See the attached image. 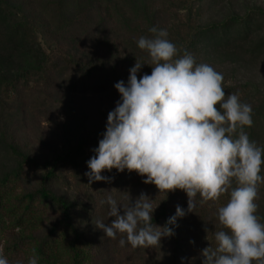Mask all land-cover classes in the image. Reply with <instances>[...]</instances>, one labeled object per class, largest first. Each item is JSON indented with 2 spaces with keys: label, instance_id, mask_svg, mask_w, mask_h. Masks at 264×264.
Here are the masks:
<instances>
[{
  "label": "rangeland",
  "instance_id": "rangeland-1",
  "mask_svg": "<svg viewBox=\"0 0 264 264\" xmlns=\"http://www.w3.org/2000/svg\"><path fill=\"white\" fill-rule=\"evenodd\" d=\"M63 6L58 7L57 0H13L11 4L16 22L44 48L47 59L44 68L39 69L42 59L33 53L2 54L0 71L6 72L8 80L0 87V174L14 164L8 149L11 143L44 161L85 140L89 159L94 156L93 149L106 130L108 113L121 99L115 83L123 80L127 84L129 69L136 60L145 63L138 78L151 74L152 68L147 65L150 57L137 45L141 36H153L151 27L168 32L167 39L179 49L174 59L187 51L198 64H208L223 74L225 99L227 94L238 93L242 103L251 105L252 127L258 134L255 142L264 148V0H68ZM127 58L133 61L131 65L122 62ZM98 60L106 66L87 75L86 67ZM87 161L70 176V181L63 178L53 186L59 195L79 204L76 222L85 237L83 264L165 261L169 249L164 238L160 246L121 247L122 234L108 238L94 223L99 220L108 224L114 219L109 217L110 206L104 202L109 194L118 203H127L129 195L134 202L141 193L146 194L153 199L154 207L158 205L154 217L168 196L186 200L179 206L188 207L186 193H159L154 184L143 183L146 177L127 169H114L106 176L102 173L105 177L113 175V182L93 181L89 185ZM222 197L194 209L201 224L199 208L208 211L207 224H203L206 228L188 213L182 217L192 234H184L192 241V259L203 260L202 250L216 247L214 233L227 231L218 221V208L227 203ZM199 200L196 198V203ZM255 203L256 215L264 223V183L258 185ZM12 206L1 202L0 207V247L9 264H28L33 255L38 257V264L64 262V249L70 240L64 226H60L56 242L49 245L45 261L38 254L35 240L47 237L58 218L48 213L19 221ZM41 220L44 223L39 227Z\"/></svg>",
  "mask_w": 264,
  "mask_h": 264
},
{
  "label": "clouds",
  "instance_id": "clouds-1",
  "mask_svg": "<svg viewBox=\"0 0 264 264\" xmlns=\"http://www.w3.org/2000/svg\"><path fill=\"white\" fill-rule=\"evenodd\" d=\"M151 38L141 36L137 45L150 57L151 74L138 72L145 63L136 60L127 84L115 83L121 99L108 113L106 130L87 161L85 175L93 181L109 182L104 171H135L145 184L160 192L182 190L188 197L187 211L179 205L165 225L153 223V199L141 193L133 202L118 203L106 197L111 223L94 224L106 237L121 235V247L160 246L162 238L174 235L177 218L195 213L200 202L217 201L229 193L218 208V221L225 230L216 231V247L202 250V264H264V223L256 215L258 184L264 183L261 166L264 148L244 131L253 126V109L238 93L227 94L224 76L212 66L167 39L164 29L151 27ZM233 178L237 187H232ZM107 191V190H106ZM0 264H9L0 247ZM28 264H38L33 255Z\"/></svg>",
  "mask_w": 264,
  "mask_h": 264
},
{
  "label": "trees",
  "instance_id": "trees-1",
  "mask_svg": "<svg viewBox=\"0 0 264 264\" xmlns=\"http://www.w3.org/2000/svg\"><path fill=\"white\" fill-rule=\"evenodd\" d=\"M67 1L57 0L58 7L63 9V4H67ZM12 3L13 0H0V61L2 54L7 51L13 54L20 51L21 54L30 55V53H33L42 59L39 62V69H43L47 59V53L40 44H36V41H34L30 33L26 32V30L23 31L21 24L16 22L11 9ZM127 59H122V62L125 65H131L133 61L129 58ZM105 66L106 63L98 60L96 63L93 62L90 66L86 67L89 68L86 73L89 75L94 70ZM5 80H8L6 72L0 71V87L4 84ZM245 129L249 139L255 141V137L258 135L256 134L255 128L246 126ZM85 146V140H80L77 145L71 147L69 150L58 152L54 159L41 161L20 147L12 143L8 144L9 154L14 164L7 171L0 174V207L1 202L4 204H13L11 211L14 214L15 212L19 214V221L23 219L27 221L34 215L38 217L48 213L58 218L57 221L51 224L47 237L35 239L38 240L37 250L38 254L42 255L41 260L43 261L48 257L46 252L51 248L49 245L56 242L61 225L66 228L70 240L64 249L67 255L66 260L59 264H83L85 261L83 257L85 237L76 222V213L79 210V204L75 200L59 195L53 189V186L63 178L70 181V176L81 167L83 161L89 159ZM113 170H106L102 173L106 176L107 173ZM66 174L68 175L66 176ZM260 174L264 176V164L261 166ZM108 178L112 182L115 181L113 175L108 176ZM26 182H28L27 184L34 182L35 185L29 186ZM237 186L234 180L232 187L235 188ZM20 190L21 192H18ZM230 191L231 189H229V193L223 194L222 198L225 202H228L230 199ZM199 198L198 194L197 199L199 200ZM182 200L183 202H187L184 199ZM182 200L178 196L165 197L160 203L159 212H156V215L153 217V223L156 225L160 224L161 226L165 225L168 218L175 215L176 207ZM199 204L203 203L197 202L195 209ZM184 207L183 209L187 211V206ZM202 215L203 222L201 224L195 217L196 212L192 215L188 213V217L193 218L194 222L199 223L201 228H206L208 211L204 207L199 208V216ZM204 222L206 223L205 225H203ZM43 223V220H41L39 227H42ZM171 227H173L174 235L164 238V242L168 244L167 248L169 249L166 260L163 262H152L150 264H202L203 260H200L199 257L192 259L190 256L192 241L186 240L188 236L184 235L186 232L188 235H192L190 226L184 224L182 218H177L176 224ZM125 244L130 246L127 242ZM215 245L216 241L214 240L213 246ZM15 248L14 246L12 249ZM253 264H256V262L253 261Z\"/></svg>",
  "mask_w": 264,
  "mask_h": 264
}]
</instances>
